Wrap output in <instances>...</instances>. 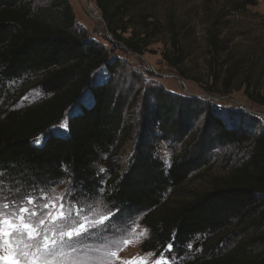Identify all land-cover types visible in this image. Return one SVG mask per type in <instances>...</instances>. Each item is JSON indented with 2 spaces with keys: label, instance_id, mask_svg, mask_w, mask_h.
Returning a JSON list of instances; mask_svg holds the SVG:
<instances>
[{
  "label": "trees",
  "instance_id": "16d2710c",
  "mask_svg": "<svg viewBox=\"0 0 264 264\" xmlns=\"http://www.w3.org/2000/svg\"><path fill=\"white\" fill-rule=\"evenodd\" d=\"M35 1L0 0V91L8 81L42 72L39 86L50 95L26 108H15V101H7L0 108V178L12 186L15 195L20 189L31 193L48 190L68 177L78 192L101 190L104 174L99 166L105 164L111 175L103 193L105 200L112 208L115 205L123 211L142 214L149 235L141 248L157 255L170 243L172 254L183 257L197 236L233 227L242 231L241 224L257 211L261 214L258 220L264 219V130L255 133L248 127L229 126L210 106L200 109L205 113V123L198 129V138L190 141L167 167L157 156L155 143L159 138L166 140L171 128L182 136L189 135L194 128L193 117L189 119L184 111L188 112V105L172 118L174 105L166 103V95L153 91L157 100L153 106L144 101L132 162L124 173H115L109 159L123 138L130 108L113 77L120 63L109 61L108 51L76 27L68 0H52L59 16L53 21L35 8ZM94 1L113 39L134 53L142 55L161 33L160 21L147 11L139 14V28L134 25L126 37L124 34L131 28L126 24L136 16L131 15L125 27L119 23L128 15L133 1ZM171 28L174 52L165 51L163 56L176 67L183 62L185 53L179 31L173 24ZM209 43L212 53L218 54L221 41L216 32H210ZM102 65L111 72L110 79L91 83L94 71ZM180 74L188 78L183 70ZM224 87L228 88L227 81ZM86 88L90 97L88 104H83ZM249 97L264 105V92ZM77 102L79 110L70 115L67 134L49 132L41 145L33 142ZM156 128L163 135H156ZM220 147L248 151H244L246 158L234 170L215 177L210 189L155 215L154 210L162 205L167 193L194 173L207 169L210 156ZM183 264H264V254L251 255L239 243L226 254L200 256Z\"/></svg>",
  "mask_w": 264,
  "mask_h": 264
},
{
  "label": "rangeland",
  "instance_id": "374dc122",
  "mask_svg": "<svg viewBox=\"0 0 264 264\" xmlns=\"http://www.w3.org/2000/svg\"><path fill=\"white\" fill-rule=\"evenodd\" d=\"M68 1L74 11L76 27L86 32L88 39L99 43L108 51L109 61L116 60L120 63L113 77L118 92L127 100L130 108L125 120L123 138L120 144L114 147L112 158L109 159L116 169L115 173H124L132 162L144 101L153 106L157 100L153 91H156L157 95H166V103L171 107L174 105L176 111L172 118L176 116L178 110L187 109L188 105V112L184 111L188 113L189 119L193 117L194 128L189 135L182 136V133L171 128L166 140L159 138L160 140L155 143L156 154L167 167H170L173 159L189 146L190 141L198 138V129L205 123V113L200 109L205 106H210L221 115L229 126L248 127L255 133L264 130V117L256 114L264 115V105L249 97L251 94L264 92V0H255V3L249 2L253 0H132L128 15L119 24L125 27L131 15L136 18L132 17L126 24L131 28H128L124 36H130L134 25L139 26V14L142 12L152 11L161 23L159 25L161 33L154 38L152 44L144 48L142 55L116 42L112 35H109L105 21L98 19L90 10L87 0ZM91 2L101 14L95 1ZM34 6L51 21L59 17L52 0H37ZM171 24L179 31L181 46L185 53L183 62L176 67L163 56L165 51L174 52L170 39ZM211 31L216 32L221 41V49L215 55L209 43ZM181 70L188 78L181 76ZM43 75L42 72L30 74L3 84V90L0 91V108H3L7 101H15L13 105L15 108H26L50 97L39 86ZM110 77L111 72L102 65L94 71L91 83H102ZM225 81L228 88L224 87ZM10 96L12 98H9ZM89 97L90 91L86 88L81 103L88 104ZM78 110L77 102L65 112L59 122L37 136L33 142L41 145L49 132L67 134L69 117ZM183 121L185 122V118ZM154 131L156 135H163L160 128ZM244 151L248 149L217 148L210 156L209 167L194 173L187 181L171 189L162 205L154 210V214H164L172 207L210 189L215 177L228 174L246 158L247 153ZM99 167L104 174L103 188L99 196L90 203H99L101 211L89 214L97 217L107 214L105 206L115 212L103 195L107 180L111 177L107 171L109 168L105 164H100ZM0 186H2L0 198L10 203L16 196L12 186L2 180ZM50 189L51 192L39 190L32 194L35 197L44 194L59 198L70 189L73 197L79 193L70 177ZM80 199L83 200L84 197ZM123 214L130 219L121 227L130 225V230L119 238L121 247L111 249L117 253L118 258H110L104 264H126L133 258H142L147 264H153L160 254L157 255L155 251L144 252L141 248L142 242L149 235V229L142 223V214L127 211H123ZM260 215L258 211L250 215L241 224L242 231L233 227L214 234L197 236L195 241L190 243L188 254L183 257H178L172 252L169 255L167 251H164V256L168 264H183L188 259L200 256L226 254L239 243L244 244L251 255L264 254V219L258 220ZM133 219L135 224L132 223ZM124 240L128 243L123 244ZM86 242L91 247L96 246L92 241ZM90 259L100 261V257L71 254L58 257L57 261L58 264H86Z\"/></svg>",
  "mask_w": 264,
  "mask_h": 264
},
{
  "label": "snow or ice",
  "instance_id": "6c2138e0",
  "mask_svg": "<svg viewBox=\"0 0 264 264\" xmlns=\"http://www.w3.org/2000/svg\"><path fill=\"white\" fill-rule=\"evenodd\" d=\"M99 194V189H89L73 197L70 189L59 198L44 194L35 197L28 189H20L10 203L0 198V264H58V257L69 254L100 257V261L90 259L86 264L118 258L111 249L121 247L119 238L131 227L121 226L130 217H124L123 210L115 205V212L105 206L107 214L89 215L101 211L99 203H90ZM171 250L169 243L165 251L170 255ZM126 264L147 261L133 258ZM153 264H168L163 251Z\"/></svg>",
  "mask_w": 264,
  "mask_h": 264
},
{
  "label": "water",
  "instance_id": "95a60500",
  "mask_svg": "<svg viewBox=\"0 0 264 264\" xmlns=\"http://www.w3.org/2000/svg\"><path fill=\"white\" fill-rule=\"evenodd\" d=\"M87 5H88V7H91L92 6V2H91V0H87ZM100 19L102 20V21H104V19H103V17H102V15L100 14ZM107 31H108V29H107ZM109 33V32H108ZM109 35L111 36V34L109 33ZM175 77L177 76V75H174ZM178 77V76H177ZM180 80H181V78H180ZM181 82H182V80H181ZM258 116H263L264 117V115L263 114H260V113H256Z\"/></svg>",
  "mask_w": 264,
  "mask_h": 264
},
{
  "label": "bare ground",
  "instance_id": "6f19581e",
  "mask_svg": "<svg viewBox=\"0 0 264 264\" xmlns=\"http://www.w3.org/2000/svg\"><path fill=\"white\" fill-rule=\"evenodd\" d=\"M90 10L98 17V19H100V14L99 12L96 10V8L94 6L89 7ZM101 20V19H100Z\"/></svg>",
  "mask_w": 264,
  "mask_h": 264
}]
</instances>
